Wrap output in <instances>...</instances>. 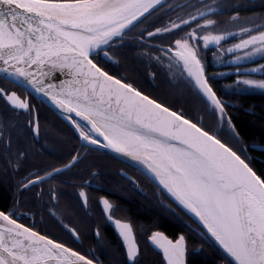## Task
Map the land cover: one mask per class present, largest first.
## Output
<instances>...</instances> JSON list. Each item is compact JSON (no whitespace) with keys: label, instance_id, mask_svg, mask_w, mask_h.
<instances>
[{"label":"snow or ice","instance_id":"snow-or-ice-1","mask_svg":"<svg viewBox=\"0 0 264 264\" xmlns=\"http://www.w3.org/2000/svg\"><path fill=\"white\" fill-rule=\"evenodd\" d=\"M253 6L250 0H0V182L15 189L11 205L0 206V264H104L95 249L84 252L40 231L26 208L28 200L57 202L64 195L58 184L78 187L89 207L85 189L102 175L93 157L110 154L133 162L155 184L159 203L199 240L190 245L185 231H151L148 245L161 264H191V255L209 253L216 264H264V165L258 168L225 138L226 132L242 139L207 59L209 51L217 62L232 57L236 79L226 88L264 91V78H254L264 77V63L242 67L264 60V11L241 17L238 10ZM229 9L227 20L218 19ZM230 40L236 42L225 47ZM134 59L178 78L190 106L161 99L111 69ZM34 98L58 110L79 145L58 166L37 161L44 145L36 148L41 124ZM98 200L122 241L117 264H147L148 245L141 249L133 223L114 215L118 206L108 196ZM49 214L73 243H82L76 227L51 208ZM28 218L33 222H23ZM94 236L102 243L99 226Z\"/></svg>","mask_w":264,"mask_h":264},{"label":"flooded vegetation","instance_id":"flooded-vegetation-1","mask_svg":"<svg viewBox=\"0 0 264 264\" xmlns=\"http://www.w3.org/2000/svg\"><path fill=\"white\" fill-rule=\"evenodd\" d=\"M247 2L249 0H224L226 5ZM250 2L254 5L250 9H238L241 17L251 16L253 13L264 11L260 6L262 0H250ZM232 14V10L229 9L218 19L225 21ZM163 22H166V19L161 17V23ZM234 42L236 41H228L225 47L230 46ZM134 50V48L131 49V51ZM125 51H129V49H125ZM231 58L230 55H224L222 57L223 62H217L212 57L211 51L207 53V59L210 62L208 72L209 74L217 73V75L212 76V81L218 94L230 102V114L242 106L241 98L243 96L264 97V91L258 89L235 91L225 87V85L232 84L236 79V76L233 74L234 66L228 63ZM132 62L135 63V67L141 68L144 75L139 77L133 75L126 68L123 60L120 64H111V69L128 76L129 79L134 80L138 85L142 86L145 91L166 101L175 100L176 103H182L191 99L183 83L178 78L174 79L160 65L153 63L149 66L147 61L135 59ZM261 63H264V60L257 58L254 63H246L242 67L252 68ZM150 72L157 73L155 79L149 75ZM219 73H225L226 75H219ZM254 78L264 77L254 74ZM33 103L37 105L41 124L40 143L36 145V148L41 149V146L44 145V149L37 152V161L45 165L56 164L58 166L61 162H66L69 154L78 148L79 145L76 139L73 138V131L67 121H64L62 117L49 109L41 101L34 98ZM224 136L226 139H229V142L238 151H244L249 156L254 157L255 162L258 160L256 152L259 151L250 148L251 145L257 144L245 145L241 141L237 142L228 137L226 132ZM110 156L115 155L110 154ZM110 156L93 157L100 164L102 175L93 180V187L85 189L89 195V207H83L78 197L79 188L72 187L70 184L57 185L60 191L64 193L57 202L36 206L33 200L27 201L26 210H31L35 213V223L40 231L55 235L57 238L72 244L73 247H79L84 252H87L89 249H95L96 256L104 264L117 263L121 259L122 241L114 225L111 222H107L103 217L102 206L98 200L99 196L106 195L118 206L114 215L121 219L127 218L133 223L136 238L142 250L148 245L147 234L156 229L165 232L169 236H175L179 231H185L190 238V245L199 243L198 238H193L192 233L188 231V225L183 220L170 215L165 210V207L159 203L155 184L146 180L142 173L132 166L133 163L129 162L125 164L121 162L122 159H114L110 158ZM122 171L126 175L122 174ZM133 180L138 182V186L136 183H133ZM0 185L5 192H7L6 190L9 191V198L5 206L8 207L11 205L13 199L14 186L9 182H0ZM26 195L30 197L32 193L29 192ZM45 199L47 200V197ZM49 208L55 211L57 215L62 216L64 223L71 227H76L80 231L82 243H73L67 231L49 214ZM23 222L32 223L33 221L31 218H28ZM97 226L100 227L102 233V243H98L94 236V230ZM193 256L191 255L189 259L191 260ZM213 256V254L209 253L206 257L212 258ZM145 259L147 263L161 264L162 262L161 254L153 251L150 245H148Z\"/></svg>","mask_w":264,"mask_h":264},{"label":"trees","instance_id":"trees-1","mask_svg":"<svg viewBox=\"0 0 264 264\" xmlns=\"http://www.w3.org/2000/svg\"><path fill=\"white\" fill-rule=\"evenodd\" d=\"M135 63L129 60L125 66L136 77L142 76L143 71L140 67H135ZM242 106L231 112L234 123L240 132L241 142L246 144H264V97L263 96H243L241 98ZM184 104L185 107L190 105L187 102L177 103ZM255 163L259 168L264 165V151L256 152ZM4 191L0 185V206H6L8 201L9 191ZM207 255H194L191 258V264H215L214 256L212 258L206 257ZM107 264H117L107 263ZM153 264V263H147ZM155 264V263H154Z\"/></svg>","mask_w":264,"mask_h":264},{"label":"water","instance_id":"water-1","mask_svg":"<svg viewBox=\"0 0 264 264\" xmlns=\"http://www.w3.org/2000/svg\"><path fill=\"white\" fill-rule=\"evenodd\" d=\"M33 96L35 97V94H33ZM38 100V99H37ZM40 101V100H39ZM44 105H46L49 109H51L52 111H54L57 115H59V112L57 109L54 108L53 105H51V103L49 101H47V99L45 98L42 102ZM60 116V115H59ZM251 149L255 150V151H259L262 152L260 145H251L250 146ZM115 155V154H114ZM120 159H126V158H120ZM133 163V162H130Z\"/></svg>","mask_w":264,"mask_h":264}]
</instances>
